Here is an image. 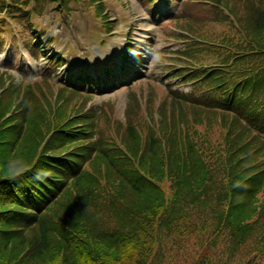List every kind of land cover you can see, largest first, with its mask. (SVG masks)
<instances>
[{"label": "trees", "instance_id": "1", "mask_svg": "<svg viewBox=\"0 0 264 264\" xmlns=\"http://www.w3.org/2000/svg\"><path fill=\"white\" fill-rule=\"evenodd\" d=\"M72 1L0 0V33L36 54L30 17ZM75 1L113 29L103 1ZM173 24L201 41L172 34V62L208 90L168 87L157 119L153 87L122 120L53 69L0 71V264H264V0H184Z\"/></svg>", "mask_w": 264, "mask_h": 264}, {"label": "rangeland", "instance_id": "2", "mask_svg": "<svg viewBox=\"0 0 264 264\" xmlns=\"http://www.w3.org/2000/svg\"><path fill=\"white\" fill-rule=\"evenodd\" d=\"M168 1L169 5L167 8L159 1L152 5H143L145 0H106L108 11L113 20L121 23L116 31H113L112 35L106 36L100 30L99 23L91 17L89 10L87 9L85 13H82L78 5L81 3L73 0L71 3V8L73 9L68 18L64 17V22L60 19L55 22L54 20L52 21L50 14H47L45 18L39 17L33 20L37 29L46 28L50 23L52 25V28H48L45 35L39 38L42 41L41 44L44 46V52L40 56L52 57L54 55H62L65 59L70 56L67 65L60 69L57 81L59 83L63 81V83L67 84L74 82L76 77L84 79V74L94 76L95 80L85 85V87L87 86L85 90H89L95 95L90 104L99 106L102 102L112 100L116 102L115 117L123 120L125 106L129 103L127 98L129 97L128 93L130 89L134 90L136 96L142 94L140 96V105L144 110L146 107L144 105L146 99L144 98L149 93L151 85L159 93L169 86L177 85L178 88L184 90H187L189 86L188 84H178L181 82V78L169 77L173 72L179 70L180 67L172 69L173 71L164 69V67L171 66L164 59L172 58V56L165 52L162 53V51L168 50L175 45L173 43L165 45L168 41H165L164 45H159L164 38L161 31L156 29V24L166 22L167 18H171V15L176 14V12L178 13L182 0ZM76 9L79 11L77 12ZM157 13L160 14L161 18L156 19L154 17ZM7 23L8 29H10L12 22L7 20ZM170 23H172L170 25H173V22ZM129 32L131 35L128 37ZM47 39H53V41L45 43ZM8 40L9 36L7 35L6 41ZM101 40L102 43L100 44ZM154 40H156L158 45L154 46L151 44ZM9 44L0 55V69L11 72L13 80L16 83L22 81L24 83L35 82L39 78L38 69L45 63L40 61L37 65L30 55L26 57L28 59L22 66V54L9 55ZM126 44L134 49V55H127L126 68L120 74L117 69L119 68V64H122V58L125 53L124 46ZM100 45L101 47H99ZM9 56L13 61H10ZM147 60H150V63L146 67L143 79H137L133 85L129 83L116 89L117 86L114 84L121 85V81L119 80L123 78L127 79L131 75L132 70L137 69V73H139L141 61L146 62ZM108 68L111 69L112 78H110L107 85L104 79L101 81L98 79V75ZM118 72L119 74H117ZM79 73L81 74L79 75ZM114 76L117 77L114 79ZM169 78H171L170 81L168 80ZM138 80H141V82H138ZM112 81L119 82L111 84ZM109 86L114 87L115 90H108Z\"/></svg>", "mask_w": 264, "mask_h": 264}]
</instances>
